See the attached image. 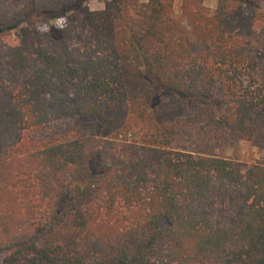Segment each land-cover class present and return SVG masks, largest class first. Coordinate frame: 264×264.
<instances>
[{
	"label": "trees",
	"instance_id": "1",
	"mask_svg": "<svg viewBox=\"0 0 264 264\" xmlns=\"http://www.w3.org/2000/svg\"><path fill=\"white\" fill-rule=\"evenodd\" d=\"M86 1L0 0L1 264H264V0Z\"/></svg>",
	"mask_w": 264,
	"mask_h": 264
},
{
	"label": "rangeland",
	"instance_id": "2",
	"mask_svg": "<svg viewBox=\"0 0 264 264\" xmlns=\"http://www.w3.org/2000/svg\"><path fill=\"white\" fill-rule=\"evenodd\" d=\"M111 0H87L81 5L79 11L81 14H87L90 12L101 11L105 8L106 4ZM147 1V0H141ZM205 5L210 9H216L218 0H204ZM175 2V15H180V8L182 0H174ZM67 21L66 18L57 20H51L41 18L39 16H33L28 19L26 25L32 29H42L50 26H62ZM17 39V34L11 35L7 41L14 43ZM163 98V95H161ZM189 134H179L176 136L175 147L193 151L196 148L195 142L191 140ZM226 157L239 161L245 165H250L256 161H264V139H259L257 142H239L235 147L226 151ZM3 254L0 252V264L2 262Z\"/></svg>",
	"mask_w": 264,
	"mask_h": 264
}]
</instances>
